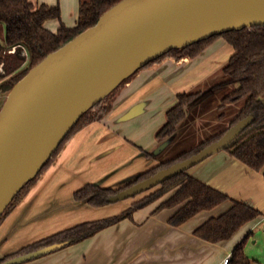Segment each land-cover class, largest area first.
Listing matches in <instances>:
<instances>
[{"label": "crops", "instance_id": "crops-1", "mask_svg": "<svg viewBox=\"0 0 264 264\" xmlns=\"http://www.w3.org/2000/svg\"><path fill=\"white\" fill-rule=\"evenodd\" d=\"M45 27L54 31L47 23ZM232 54L233 48L220 37L193 59L166 57L140 69L116 88L105 102L110 106L107 115L64 144L0 224V260L68 228L115 216L129 208L133 198L94 208L76 201L74 194L87 184L98 183L110 189L125 187L168 160L152 154L165 141L158 140L156 133L166 122V112L176 104L178 95L193 93L200 83L220 71ZM232 120L208 126L205 131L210 136L218 134ZM185 126L186 122L175 133L185 130ZM205 131L201 138L207 136ZM187 173L231 200L253 206L262 215L242 226L230 239L211 243L195 236L194 230L227 211L231 200L176 227L168 223L176 209L157 210L169 197L166 195L134 211L131 219L23 264H222L245 237L246 244L255 239L257 227L264 222V170L253 171L224 150Z\"/></svg>", "mask_w": 264, "mask_h": 264}, {"label": "water", "instance_id": "water-1", "mask_svg": "<svg viewBox=\"0 0 264 264\" xmlns=\"http://www.w3.org/2000/svg\"><path fill=\"white\" fill-rule=\"evenodd\" d=\"M258 26H264V0L117 3L94 26L47 55L7 94L0 110V216L38 175L79 118L140 69L171 50ZM252 120V116L239 120L198 153L126 187L108 201L113 204L147 192L230 148L251 130ZM66 244H53L0 264H23Z\"/></svg>", "mask_w": 264, "mask_h": 264}, {"label": "trees", "instance_id": "trees-1", "mask_svg": "<svg viewBox=\"0 0 264 264\" xmlns=\"http://www.w3.org/2000/svg\"><path fill=\"white\" fill-rule=\"evenodd\" d=\"M121 1L80 0L76 24L73 27H68L61 21L59 6L51 7L44 3L35 6L31 0H0V30L4 31V38L2 42L0 41V63H4L7 75L4 80H0V95H7L15 84L44 60L47 55L94 26L105 12ZM50 20H59L60 25L56 31H51L45 27V23ZM220 37L233 48V54L223 67V71L228 78L218 85H237L235 90L222 99L221 107L245 99L243 107L229 127L175 158L160 162L125 187L110 189L87 184L75 192L74 198L76 201L86 202L94 208L109 205L108 199L111 196L154 175L161 169L186 160L193 154L198 153L209 144L220 139L231 126L247 116L253 117L251 124L248 126L251 130L226 151L251 170L256 172L264 170V26L251 29L244 28L211 36L185 48L171 50L143 68L149 67L166 57H173L177 60L182 58L193 59ZM13 46L23 47L27 52V59L19 55L20 47L16 54L9 55L5 53ZM197 95L198 92L178 95L176 104L166 112V122L156 133L158 140L164 141L175 134L178 126L186 117V107ZM107 98L84 113L73 125L38 175L22 188L0 216V224L27 195L38 176L53 162L64 144L84 127L101 121L107 115L110 110V106L105 104ZM166 195H169V197L160 203L157 210L176 209L168 219V223L176 227L183 225L200 212L211 211L224 202L231 200L225 193L210 187L187 172H182L164 181L157 189L134 201L122 213L101 220L81 223L46 237L6 256L0 263L53 244L67 242L66 246H70L80 243L111 225L124 219H131L134 211L142 209ZM231 202L232 206L227 211L217 217H211L198 226L194 230V235L211 243L225 241L230 239L242 226L262 215L256 208L245 202L236 200H231ZM246 242L247 237L233 249L228 264H251L245 254Z\"/></svg>", "mask_w": 264, "mask_h": 264}, {"label": "rangeland", "instance_id": "rangeland-1", "mask_svg": "<svg viewBox=\"0 0 264 264\" xmlns=\"http://www.w3.org/2000/svg\"><path fill=\"white\" fill-rule=\"evenodd\" d=\"M79 1L80 0H31L35 6H38L41 3L47 4L51 7L59 6L61 10V21L66 26L75 25ZM46 23L50 25L49 28L54 31H56L60 25L59 20H50ZM3 38L4 31L0 30L1 42ZM227 78L228 77L222 68L220 71L215 72L209 79L199 84L196 90L193 91V93L198 92V95L188 105L189 110L186 112V117L177 128H181L180 126L186 122V126L184 127L185 130L180 131L178 134L175 133V135L171 137L172 141L170 145L156 153L157 149H159V146L162 145L161 143L156 149L152 151L153 156L159 155L158 157L160 159L171 160L179 154L196 147L201 142L210 138V132H208V130L205 131L206 127L217 124L220 125L219 123L221 122H230L231 119H234L238 115L244 105L245 99L239 100L225 107H221L222 99L237 88L236 84L218 85L222 82H225ZM210 83H217V86L212 87ZM6 96L7 95L3 97L4 100L0 103L1 108L5 102ZM200 124H202L200 127L202 129H198ZM204 131L206 133L205 135L207 136H205L206 138H201L202 136H200V134ZM155 189H157V187L138 195L132 200L136 201ZM256 234L257 237L255 239H251L246 244L247 246L245 247V254L251 261V264H264V222L261 226L257 227ZM65 247L67 246L65 245L63 248Z\"/></svg>", "mask_w": 264, "mask_h": 264}, {"label": "built area", "instance_id": "built-area-1", "mask_svg": "<svg viewBox=\"0 0 264 264\" xmlns=\"http://www.w3.org/2000/svg\"><path fill=\"white\" fill-rule=\"evenodd\" d=\"M20 46H13V47H11L10 49H8L5 53L6 54H9V55H13V54H15V53H17V50H18V48H19ZM21 49H20V51H19V55H20V53H21V57H24V58H26L27 59V52H26V50L23 48V47H20ZM25 63V62H24ZM23 63V64H24ZM6 71H5V68H4V63L3 62H1L0 63V80H4L5 78H6ZM1 96V95H0ZM230 259H231V255H228L224 260H223V262H222V264H228L229 262H230Z\"/></svg>", "mask_w": 264, "mask_h": 264}, {"label": "flooded vegetation", "instance_id": "flooded-vegetation-1", "mask_svg": "<svg viewBox=\"0 0 264 264\" xmlns=\"http://www.w3.org/2000/svg\"><path fill=\"white\" fill-rule=\"evenodd\" d=\"M3 97L4 96H2V98H1V96H0V103L4 100ZM0 109H1V106H0Z\"/></svg>", "mask_w": 264, "mask_h": 264}]
</instances>
